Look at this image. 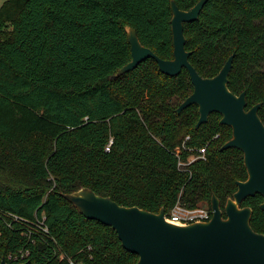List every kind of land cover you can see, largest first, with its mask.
Wrapping results in <instances>:
<instances>
[{
  "label": "trees",
  "instance_id": "1",
  "mask_svg": "<svg viewBox=\"0 0 264 264\" xmlns=\"http://www.w3.org/2000/svg\"><path fill=\"white\" fill-rule=\"evenodd\" d=\"M181 10L198 0H173ZM171 0H5L0 6V260L29 250L28 264H136L111 228L84 218L62 194L82 187L125 207L165 213L179 201L223 210L247 173L242 153L221 151L231 128L197 106L185 69L162 74L153 59L113 77L131 60L125 28L159 58H173ZM189 62L214 77L234 53L228 89L260 104L264 124V0H208L184 24ZM208 143L206 161L177 168L173 150ZM217 136V138H214ZM109 150L106 151V147ZM262 197L245 199L264 235ZM44 215L49 236L30 245L21 222ZM11 216L20 218L15 221ZM24 220V221H23ZM60 255L64 259H60ZM68 258V259H67Z\"/></svg>",
  "mask_w": 264,
  "mask_h": 264
},
{
  "label": "water",
  "instance_id": "2",
  "mask_svg": "<svg viewBox=\"0 0 264 264\" xmlns=\"http://www.w3.org/2000/svg\"><path fill=\"white\" fill-rule=\"evenodd\" d=\"M207 2L198 0L190 9L181 10L171 0L173 58L170 60L159 58L140 43L132 27H126L131 60L113 77L134 70L147 59H153L159 71L169 77L185 69L193 90L179 104L176 113L197 106L199 117L195 129L206 123L211 113L219 114V123L232 131L230 140L220 150L234 148L242 153L246 180L236 181V191L227 199L223 210L219 199L212 195L211 218L186 226L167 222L164 208L155 214L138 207L121 206L86 187L62 194L84 218L111 228L122 248L138 256L136 264H264V235L250 226L251 208L241 206L245 199L259 195L260 209L264 212V124L258 116L260 104L246 110L245 93L235 95L228 89L234 53L214 77L203 78L189 62L190 52L185 49L184 24L198 20ZM0 264L9 263L2 258Z\"/></svg>",
  "mask_w": 264,
  "mask_h": 264
},
{
  "label": "built area",
  "instance_id": "3",
  "mask_svg": "<svg viewBox=\"0 0 264 264\" xmlns=\"http://www.w3.org/2000/svg\"><path fill=\"white\" fill-rule=\"evenodd\" d=\"M214 138H217L215 136ZM190 140L189 136H186L181 144L173 150V155L177 160V168L181 172H189V167L192 163L197 161H206V150L208 143L202 147H191L188 145ZM110 144L106 147V151L109 150ZM13 220L20 221L21 219L16 216H11ZM165 220L171 224L178 226H186L196 222H206L211 218V209L205 204H198L193 208L186 207L179 199L176 204L164 215ZM24 221V220H23ZM20 233L21 236L27 238L30 245H34L37 240H43L49 236V229L45 223L44 215L34 216L33 220L21 222ZM29 256V250L21 249L14 255H9L8 260L10 264H22L27 263L26 258ZM60 259H64L63 255H60ZM68 259V258H67ZM69 264H79L68 259Z\"/></svg>",
  "mask_w": 264,
  "mask_h": 264
},
{
  "label": "rangeland",
  "instance_id": "4",
  "mask_svg": "<svg viewBox=\"0 0 264 264\" xmlns=\"http://www.w3.org/2000/svg\"><path fill=\"white\" fill-rule=\"evenodd\" d=\"M5 0H0V6L2 5V3L4 2ZM199 204H202V203H199Z\"/></svg>",
  "mask_w": 264,
  "mask_h": 264
},
{
  "label": "flooded vegetation",
  "instance_id": "5",
  "mask_svg": "<svg viewBox=\"0 0 264 264\" xmlns=\"http://www.w3.org/2000/svg\"><path fill=\"white\" fill-rule=\"evenodd\" d=\"M245 93V92H244ZM241 94V93H240ZM247 106V105H246ZM253 107V106H252ZM250 109V108H249ZM249 109H246V110H249Z\"/></svg>",
  "mask_w": 264,
  "mask_h": 264
}]
</instances>
